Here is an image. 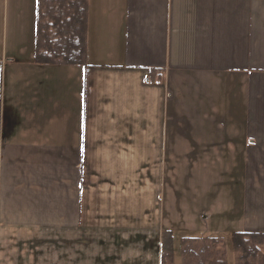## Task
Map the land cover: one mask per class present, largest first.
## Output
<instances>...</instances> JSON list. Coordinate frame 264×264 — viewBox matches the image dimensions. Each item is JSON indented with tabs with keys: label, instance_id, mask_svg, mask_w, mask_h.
<instances>
[{
	"label": "crops",
	"instance_id": "1",
	"mask_svg": "<svg viewBox=\"0 0 264 264\" xmlns=\"http://www.w3.org/2000/svg\"><path fill=\"white\" fill-rule=\"evenodd\" d=\"M37 1L0 0V264L60 230L162 264L168 156L237 164L231 233H264V0H89L73 65L37 61Z\"/></svg>",
	"mask_w": 264,
	"mask_h": 264
},
{
	"label": "rangeland",
	"instance_id": "2",
	"mask_svg": "<svg viewBox=\"0 0 264 264\" xmlns=\"http://www.w3.org/2000/svg\"><path fill=\"white\" fill-rule=\"evenodd\" d=\"M25 5L26 2H22V10L19 11L23 17L22 25H26L30 19V12ZM167 159L163 163L167 177L162 179V185L166 189L162 206V226L166 227L162 228V240L165 231L173 233V264H183V239L196 238L201 242L207 237H218L221 241L217 246L218 253L224 254L228 264H238L239 253L233 249L232 227L228 223L229 203L235 205L238 202L237 164L183 162L174 160L172 156ZM155 248H159L157 243ZM160 251L163 254L162 243ZM4 252V264H80L78 246L73 248L72 243L63 241L61 230L48 239L22 241L17 245L8 243ZM99 259L88 258L85 264L110 262L107 259L99 262ZM161 263L168 264L163 262V258Z\"/></svg>",
	"mask_w": 264,
	"mask_h": 264
},
{
	"label": "trees",
	"instance_id": "3",
	"mask_svg": "<svg viewBox=\"0 0 264 264\" xmlns=\"http://www.w3.org/2000/svg\"><path fill=\"white\" fill-rule=\"evenodd\" d=\"M36 59L45 64H85L87 61L89 0H38ZM155 70H152V74ZM218 237L181 241L183 264H228L219 254ZM264 233L235 232L233 249L239 253L238 264H264ZM164 263L175 259L174 237L165 231L162 240Z\"/></svg>",
	"mask_w": 264,
	"mask_h": 264
}]
</instances>
